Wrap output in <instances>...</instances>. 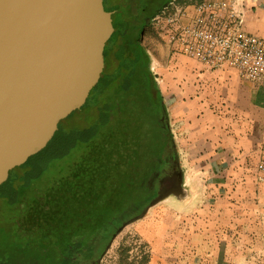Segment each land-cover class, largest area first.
<instances>
[{
    "label": "rangeland",
    "instance_id": "374dc122",
    "mask_svg": "<svg viewBox=\"0 0 264 264\" xmlns=\"http://www.w3.org/2000/svg\"><path fill=\"white\" fill-rule=\"evenodd\" d=\"M171 2L191 0H168L147 23L141 40L155 78L152 59L168 54L162 58L165 71L174 56L166 23L156 20L164 17L162 10L171 11ZM166 116L171 131L167 109ZM69 118L59 126L65 128ZM86 122L78 119L76 125ZM213 136L185 138L182 144L172 135L179 179L160 183L157 191L150 184V199L114 230L98 258L87 264H118L126 255L124 248L129 249L128 260L144 256L146 264H264V122L251 137L244 130H232L218 145ZM56 163L43 172L39 186L55 173ZM18 189L13 204L0 198V264H62L58 227L37 218L27 220L36 217L32 208L40 193ZM41 216L45 218L43 212ZM77 241L81 239L72 242ZM82 247L75 256L84 254Z\"/></svg>",
    "mask_w": 264,
    "mask_h": 264
},
{
    "label": "trees",
    "instance_id": "16d2710c",
    "mask_svg": "<svg viewBox=\"0 0 264 264\" xmlns=\"http://www.w3.org/2000/svg\"><path fill=\"white\" fill-rule=\"evenodd\" d=\"M136 1L129 11L124 0H105L114 31L103 50L104 68L97 84L84 105L67 116L68 125L58 123L47 145L10 170L0 185V198L10 204L18 188L40 193L34 196L36 217L32 214L27 220L58 227L62 264H69L82 244L80 257H90L93 241L109 239L146 204L152 195L147 189L150 172L164 153L173 151L163 97L139 41L138 9L143 0ZM166 1H154L150 13ZM84 118L86 124L76 125ZM55 162L57 170L39 186L41 175ZM75 237L81 241L72 242ZM124 251L118 264H146L147 257L128 260L129 249Z\"/></svg>",
    "mask_w": 264,
    "mask_h": 264
},
{
    "label": "water",
    "instance_id": "95a60500",
    "mask_svg": "<svg viewBox=\"0 0 264 264\" xmlns=\"http://www.w3.org/2000/svg\"><path fill=\"white\" fill-rule=\"evenodd\" d=\"M113 31L102 0H0V185L84 105Z\"/></svg>",
    "mask_w": 264,
    "mask_h": 264
},
{
    "label": "crops",
    "instance_id": "0c3cea01",
    "mask_svg": "<svg viewBox=\"0 0 264 264\" xmlns=\"http://www.w3.org/2000/svg\"><path fill=\"white\" fill-rule=\"evenodd\" d=\"M241 1L244 29L264 38V0ZM167 55L161 53L162 58ZM162 58L155 56L152 68L157 69L156 82L164 96L171 133L182 144L185 138L214 135L219 145L232 130H244L251 137L256 126L264 122V95L236 70L209 69L197 60L174 55L164 71ZM218 114L223 115L221 119Z\"/></svg>",
    "mask_w": 264,
    "mask_h": 264
},
{
    "label": "built area",
    "instance_id": "2783aa9c",
    "mask_svg": "<svg viewBox=\"0 0 264 264\" xmlns=\"http://www.w3.org/2000/svg\"><path fill=\"white\" fill-rule=\"evenodd\" d=\"M239 6L240 0H191L162 10L164 17L156 20L166 23L172 55L209 69H234L264 95V38L244 29Z\"/></svg>",
    "mask_w": 264,
    "mask_h": 264
},
{
    "label": "flooded vegetation",
    "instance_id": "af4514ba",
    "mask_svg": "<svg viewBox=\"0 0 264 264\" xmlns=\"http://www.w3.org/2000/svg\"><path fill=\"white\" fill-rule=\"evenodd\" d=\"M156 0H143L141 7L138 9L139 12H141V20L139 23L140 27V33H139V41L142 45V38H143V31L144 28L146 27L147 23L153 19L155 14L159 12V7L153 14L150 13V7ZM104 9L105 7V0H102ZM168 0L165 2L167 3ZM164 3V4H165ZM125 8H127L129 11L133 9L137 1L136 0H124ZM111 19H112V13H111ZM143 47V46H142ZM145 49V48H144ZM146 50V49H145ZM147 52V51H146ZM168 126V122H167ZM169 127V126H168ZM174 153L172 152H166L163 154L162 159L158 162L156 165L155 169L150 172V177L149 180L147 181V189L148 191L150 190V184L153 185L154 191L158 190V186L163 184L162 182H168V181H173V180H178L179 178V169L176 164V160L174 159ZM160 179V180H159ZM152 191V189H151ZM149 191V193L151 192ZM111 237V236H110ZM110 239V238H109ZM104 240L103 238H99L97 241H93L91 244V247H93L94 252L90 257L82 259L79 256H71L69 260V264H87L88 261H91L92 259L98 258L100 255L103 246L107 243L109 240ZM64 256V255H63ZM65 257V256H64Z\"/></svg>",
    "mask_w": 264,
    "mask_h": 264
}]
</instances>
